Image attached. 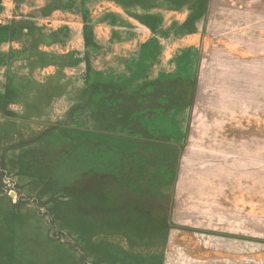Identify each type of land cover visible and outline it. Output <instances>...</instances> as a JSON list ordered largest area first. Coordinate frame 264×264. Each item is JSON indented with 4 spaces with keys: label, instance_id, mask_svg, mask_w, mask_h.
I'll return each instance as SVG.
<instances>
[{
    "label": "rangeland",
    "instance_id": "obj_1",
    "mask_svg": "<svg viewBox=\"0 0 264 264\" xmlns=\"http://www.w3.org/2000/svg\"><path fill=\"white\" fill-rule=\"evenodd\" d=\"M134 2L140 12L154 6L158 34L148 45L153 49L162 46L168 53L154 54L152 65L148 57L145 60L144 55H138L137 62L147 71L124 68L129 59L134 60L147 26L143 22L114 20L112 0H88L78 13L60 8L51 11V22L33 23L37 27L33 36L39 40L25 38L23 52L20 38L12 31L14 41L9 53L6 57L0 55V264H96L88 257L98 259L97 240L88 236L98 233V225L92 223L85 232L67 229L66 181L72 175L81 176L83 171L80 164L70 166L72 153L75 156L81 152V146L76 145L80 135L67 137L65 129L80 127L81 95L87 89L90 96L96 94L94 84L98 79L110 85L113 79H136L140 85L139 81L151 77L173 81L169 94L178 98L187 99L194 91L195 114L192 120L186 119V125L192 123L183 155V174L195 176L199 169L203 170L201 164L207 161L199 144L203 131H214L219 142L223 137L225 146L231 148L232 155L227 153L225 158L231 164L232 184L242 185L248 197L238 198L242 191L233 189L232 205L227 200L223 206L218 200L216 211H223L219 222H232L234 228L226 233L248 236L243 240L218 238L215 246L186 240L182 246L153 256L154 261L147 264H264V36H259L264 34V20L248 21L252 20L257 2L264 5V0H214L209 51L201 68H197L200 74L193 90L192 63L188 60L178 66L174 61L177 47L187 46L186 38L169 40L163 34L178 22L188 29L201 21L205 0H165L166 7L156 4V0ZM18 13L28 11L20 7ZM4 14L0 11V37L6 31ZM148 15L138 16L145 21ZM50 32L56 34V39L52 36L50 40L56 41L57 47L36 53L38 43L44 41L47 45ZM114 32L122 39L112 41ZM70 36L78 47H84L82 51L69 50L75 46L69 44ZM206 112L218 117L204 118ZM219 127L222 129L215 131ZM184 186L186 191L197 190L192 183ZM86 249L91 256L87 257ZM98 264L142 263L105 259Z\"/></svg>",
    "mask_w": 264,
    "mask_h": 264
},
{
    "label": "crops",
    "instance_id": "obj_2",
    "mask_svg": "<svg viewBox=\"0 0 264 264\" xmlns=\"http://www.w3.org/2000/svg\"><path fill=\"white\" fill-rule=\"evenodd\" d=\"M87 1L0 0V11L6 13V26L3 28L6 31L0 37V55H8L9 45L14 41L13 30L20 38V52H23L22 50H26L25 38H32L36 32L37 27L33 23L51 22L54 15H49L50 12L59 8L78 13L84 7L83 2ZM163 1L165 0H156V4L160 2L164 6ZM112 2L115 5L113 19L136 24L143 22L147 26L144 40L140 42L134 60L129 59L124 67L133 72L147 71L146 67L141 68L142 63L137 62L138 55H144L145 60L148 57L152 65L154 54H168L162 46L153 49L152 45H148L153 38L157 39L155 33L158 30V17L154 15V6L151 4L144 8L145 12H140L137 11L140 6L134 0ZM213 6L214 0H205L201 21L188 29H185L186 25L180 24L182 21L178 22L179 28L173 25L163 34L169 40L186 38L184 43L187 46L177 47L174 61L178 66L188 60L192 63V90L197 83L195 78L200 74L197 68H201L209 51V22ZM20 7H26L28 14L18 13ZM142 13L146 16L149 14L150 17L142 21L139 17ZM251 18L248 21L264 20V5L257 2ZM259 36L264 34L259 33ZM33 37L39 40V37ZM48 37V46L41 41L35 47L36 53H45L42 50L56 46V41L50 40L51 37L56 39L55 32H50ZM117 39L122 38L114 32L111 40ZM68 42L75 45L69 48L70 51L84 49L83 46L78 47L74 43L75 38L71 36ZM184 56L190 58L185 59ZM147 63L149 62H144L145 65ZM162 64L163 62V69ZM111 70L114 72L116 68ZM157 80L151 77L139 81L138 85L136 79H113L110 85L98 79L94 84L97 87L96 94L90 96L87 89L86 94L81 95L80 127L65 129L67 137L69 134L80 135L76 145L81 146V152L75 156L72 153L73 162L70 166L80 164L83 171L81 176L72 175L66 181L67 229L85 232L92 223L98 225V233L88 236L91 240H97L98 259H90L88 254H91L86 249L88 259L96 264L105 259L147 264L154 261L153 256L165 254V249L170 247L182 246L186 240L195 239L200 241V245L215 246L218 238L224 241L232 237L243 240L248 236L242 232L236 235L226 233L232 229V222H219L218 216H222L223 211H216L218 200L223 206L227 200L232 205L235 195L233 189L242 191L238 198L248 197L246 190L243 193L242 185L238 186L237 183L234 187L232 184L233 172L228 166L231 164L225 158L227 153L228 156L232 155L231 148L225 146L223 137L219 142L218 134L214 131H203L204 137L199 142L203 150L201 155L203 159H207L201 164L203 170L199 169V175L195 176L183 174V155L190 141L192 123L190 121L186 125V119L192 120L195 114L192 109L194 91L187 99L186 96L178 98L169 94V86L173 81L168 78ZM85 86H90L88 80ZM182 88H185L184 84ZM209 113H204V118L218 117ZM219 129L222 127L215 131ZM205 135L210 138L207 139ZM70 150L74 152L71 147ZM244 180L243 177L241 182ZM185 183H192L197 190L186 191ZM23 253L20 252V256H24ZM162 259L163 256L161 262Z\"/></svg>",
    "mask_w": 264,
    "mask_h": 264
},
{
    "label": "built area",
    "instance_id": "obj_3",
    "mask_svg": "<svg viewBox=\"0 0 264 264\" xmlns=\"http://www.w3.org/2000/svg\"><path fill=\"white\" fill-rule=\"evenodd\" d=\"M0 23H1V21H0Z\"/></svg>",
    "mask_w": 264,
    "mask_h": 264
}]
</instances>
